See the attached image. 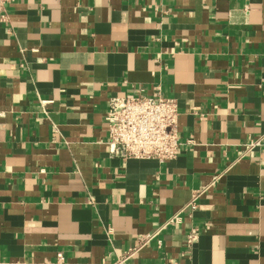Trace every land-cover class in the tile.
<instances>
[{"label":"crops","instance_id":"0c3cea01","mask_svg":"<svg viewBox=\"0 0 264 264\" xmlns=\"http://www.w3.org/2000/svg\"><path fill=\"white\" fill-rule=\"evenodd\" d=\"M142 89L177 101L173 160L109 152L110 98ZM263 133L264 0H16L0 12V264H114L146 235L127 264H264V147H243Z\"/></svg>","mask_w":264,"mask_h":264},{"label":"built area","instance_id":"2783aa9c","mask_svg":"<svg viewBox=\"0 0 264 264\" xmlns=\"http://www.w3.org/2000/svg\"><path fill=\"white\" fill-rule=\"evenodd\" d=\"M16 0H0V12H6L8 5ZM108 127V149L112 156L126 159H156L163 163L173 160L181 152L184 143L178 130L179 111L174 98L162 95L158 90L149 95L144 89L135 95H116L110 98L105 115ZM244 151L251 152L264 147V133L243 145ZM221 175L214 177L213 183ZM205 189L193 194L188 206L193 213L197 208L198 197ZM179 214L171 217L166 224H177ZM154 235L140 238V243L120 255L114 264H127L138 250L145 246ZM197 228L187 235L188 243H193ZM63 254L58 253V262Z\"/></svg>","mask_w":264,"mask_h":264}]
</instances>
